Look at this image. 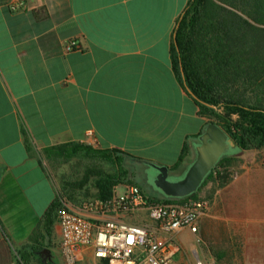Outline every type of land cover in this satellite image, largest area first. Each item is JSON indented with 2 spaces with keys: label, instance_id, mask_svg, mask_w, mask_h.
<instances>
[{
  "label": "crops",
  "instance_id": "1",
  "mask_svg": "<svg viewBox=\"0 0 264 264\" xmlns=\"http://www.w3.org/2000/svg\"><path fill=\"white\" fill-rule=\"evenodd\" d=\"M187 3L0 0V264H20L18 251L56 196L44 148L79 142L117 149L131 161L168 165L170 173L192 162L208 120L176 78L170 53ZM73 40L79 47L68 51ZM240 178L245 187L248 176ZM203 187L215 190L212 181ZM133 214L85 217L139 223ZM61 239L56 223L52 264H63ZM177 252L174 263L185 264ZM78 264L105 262L83 248Z\"/></svg>",
  "mask_w": 264,
  "mask_h": 264
},
{
  "label": "trees",
  "instance_id": "2",
  "mask_svg": "<svg viewBox=\"0 0 264 264\" xmlns=\"http://www.w3.org/2000/svg\"><path fill=\"white\" fill-rule=\"evenodd\" d=\"M170 53L176 78L193 96L207 124L218 123L246 151L263 150L264 0H188L174 28ZM43 155L54 166L77 158L86 163L82 176H61L56 196L30 234L29 244L18 251L20 264H52L49 251L59 213L67 204L79 206L88 201L90 185L97 190L95 198L101 199L110 198L122 184L141 187L126 165L127 159L136 158L117 149L66 142L44 148ZM239 161V157H222L201 188L208 181L215 184V190L224 188ZM103 162L116 170L105 169ZM201 188L189 198H199ZM187 198L153 199L181 203Z\"/></svg>",
  "mask_w": 264,
  "mask_h": 264
},
{
  "label": "rangeland",
  "instance_id": "3",
  "mask_svg": "<svg viewBox=\"0 0 264 264\" xmlns=\"http://www.w3.org/2000/svg\"><path fill=\"white\" fill-rule=\"evenodd\" d=\"M231 181L224 187L208 194L205 187L199 192V198L210 201L209 211L201 217L196 233L186 229L179 235L178 261L185 264H264V149L249 150L241 155ZM57 187L63 174L82 176L84 159H74L69 163L54 166L46 160ZM127 167L134 172L135 181L139 182L144 192L152 198H162L163 194L155 189L152 180L154 172L148 171L146 163L127 159ZM103 167L115 171L111 163ZM148 167V169H147ZM183 171L171 173L180 176ZM246 175L245 187L240 177ZM258 178L257 180H255ZM90 200L95 198V186L90 185ZM117 191L125 187L119 185ZM215 184L212 182V189ZM243 188V189H241ZM254 192V193H253ZM239 193V194H237ZM241 194V195H240ZM240 196L237 200V197ZM87 202V201H85ZM84 202V203H85ZM83 203V204H84ZM139 223H149L148 213L138 211L135 214ZM61 250V260L67 264ZM216 253V254H215ZM220 256L221 260L216 257ZM78 264V263H77Z\"/></svg>",
  "mask_w": 264,
  "mask_h": 264
},
{
  "label": "built area",
  "instance_id": "4",
  "mask_svg": "<svg viewBox=\"0 0 264 264\" xmlns=\"http://www.w3.org/2000/svg\"><path fill=\"white\" fill-rule=\"evenodd\" d=\"M79 47L77 41L66 44L68 51ZM117 188L108 199H93L75 210L70 204L59 213L60 247L67 264H77L83 248H92L96 258L105 264H175L177 234L189 229L196 233L199 221L210 209V201L187 198L181 203L156 202L136 184ZM145 211L149 223H133L110 218L92 221L85 214L100 219L113 213ZM198 264H202L200 261Z\"/></svg>",
  "mask_w": 264,
  "mask_h": 264
},
{
  "label": "water",
  "instance_id": "5",
  "mask_svg": "<svg viewBox=\"0 0 264 264\" xmlns=\"http://www.w3.org/2000/svg\"><path fill=\"white\" fill-rule=\"evenodd\" d=\"M244 152L218 123L209 122L199 135L194 159L180 176H173L168 165L150 162L146 165L156 171L152 180L155 189L165 197L182 199L199 191L222 157H237Z\"/></svg>",
  "mask_w": 264,
  "mask_h": 264
},
{
  "label": "flooded vegetation",
  "instance_id": "6",
  "mask_svg": "<svg viewBox=\"0 0 264 264\" xmlns=\"http://www.w3.org/2000/svg\"><path fill=\"white\" fill-rule=\"evenodd\" d=\"M147 169H148V167H147ZM148 171L154 172L155 170H154V169H148ZM155 172H156V171H155Z\"/></svg>",
  "mask_w": 264,
  "mask_h": 264
}]
</instances>
